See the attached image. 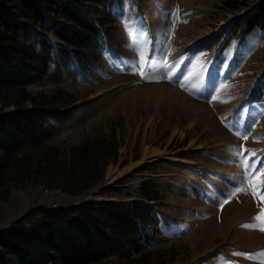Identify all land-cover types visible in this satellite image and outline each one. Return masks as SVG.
<instances>
[{
    "label": "rangeland",
    "instance_id": "1",
    "mask_svg": "<svg viewBox=\"0 0 264 264\" xmlns=\"http://www.w3.org/2000/svg\"><path fill=\"white\" fill-rule=\"evenodd\" d=\"M263 1L122 0L119 12L97 10L108 23L102 71L80 78L62 69L55 81L27 90L53 95L61 109L88 104L57 126L47 145H79L116 131L118 162L108 165L104 183L81 195L27 180L0 185V228L32 209L140 201L142 185L154 180L166 203L158 237L141 253L101 264H260L234 252L264 251V232L243 227L260 212V201L242 166L264 161V94L256 91L264 76V31L244 48L241 34L229 38L235 23ZM141 50L148 63L129 71ZM240 187L247 194L233 195Z\"/></svg>",
    "mask_w": 264,
    "mask_h": 264
},
{
    "label": "trees",
    "instance_id": "2",
    "mask_svg": "<svg viewBox=\"0 0 264 264\" xmlns=\"http://www.w3.org/2000/svg\"><path fill=\"white\" fill-rule=\"evenodd\" d=\"M80 1L111 15L115 7L121 10L122 0ZM97 10L85 11L74 0H0V185L27 180L81 195L104 183L108 165L118 162L116 131L79 145H47L55 128L88 104L61 109L53 95L27 90L55 81L62 69L80 78L102 71L108 23ZM232 31L229 40L241 34V48L256 31H264V1ZM256 91L264 94V76ZM11 106L16 110H7ZM165 205L159 185L151 180L142 185L140 201L32 209L0 228V264H101L141 253L158 237Z\"/></svg>",
    "mask_w": 264,
    "mask_h": 264
},
{
    "label": "snow or ice",
    "instance_id": "3",
    "mask_svg": "<svg viewBox=\"0 0 264 264\" xmlns=\"http://www.w3.org/2000/svg\"><path fill=\"white\" fill-rule=\"evenodd\" d=\"M177 13H178V10H176V13H173V14H177ZM121 15L123 17L124 14L122 13ZM124 22H125V27L127 30L128 28L127 20L125 19ZM105 55L106 57L110 58L111 54H110L109 49H105ZM147 63L148 61L146 59L145 52L141 50L139 52V63H133L131 68H129L128 70L131 72H135L138 69H143ZM140 74L142 78L146 77L145 72L141 71ZM229 151L234 152L237 156L241 155L238 149L230 148ZM245 151L247 150L245 149ZM253 155H255V153H253ZM256 164H259L261 166L255 167L253 163H242V166L246 170V180H247L249 189L251 190L253 197L258 198L260 201V204L258 205V207L260 208V212L253 218V222L245 224L243 225V227L248 228V229H258L264 232V161H257ZM239 192H245V194H247V189L243 187L236 188L233 192V195ZM228 202L229 201L227 197H225L220 207L223 208V204L228 203ZM234 255L238 257L242 256L245 259L259 258L260 264H264V251H261L255 254L234 252Z\"/></svg>",
    "mask_w": 264,
    "mask_h": 264
},
{
    "label": "bare ground",
    "instance_id": "4",
    "mask_svg": "<svg viewBox=\"0 0 264 264\" xmlns=\"http://www.w3.org/2000/svg\"><path fill=\"white\" fill-rule=\"evenodd\" d=\"M82 208V206H80L79 210Z\"/></svg>",
    "mask_w": 264,
    "mask_h": 264
}]
</instances>
